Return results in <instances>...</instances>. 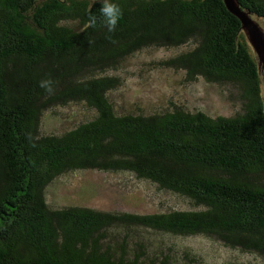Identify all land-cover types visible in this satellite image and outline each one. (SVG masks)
Returning <instances> with one entry per match:
<instances>
[{"label": "trees", "instance_id": "1", "mask_svg": "<svg viewBox=\"0 0 264 264\" xmlns=\"http://www.w3.org/2000/svg\"><path fill=\"white\" fill-rule=\"evenodd\" d=\"M110 3L121 11L112 32L101 13ZM236 3L264 20V0ZM184 45L160 65L232 86L240 111L116 114L108 93L121 82L105 73L143 48ZM72 102L92 119L39 133L45 111ZM78 170L130 173L194 209L50 207L45 188ZM196 235L264 256L258 67L223 1L0 0V264H201L176 242Z\"/></svg>", "mask_w": 264, "mask_h": 264}, {"label": "rangeland", "instance_id": "2", "mask_svg": "<svg viewBox=\"0 0 264 264\" xmlns=\"http://www.w3.org/2000/svg\"><path fill=\"white\" fill-rule=\"evenodd\" d=\"M264 36V20L249 14ZM242 30V29H241ZM257 67L260 94L264 104V66L242 30ZM176 48H143L129 56L116 71L120 86L108 93L118 115H149L181 107L188 112L200 111L209 117H231L240 111L237 92L230 85L208 83L198 77L189 81L185 71L160 65L161 62L189 50ZM94 112L83 103H69L45 111L39 120V133L61 134L92 119ZM46 203L52 208L87 207L99 211L153 214L171 209L193 210L185 199L164 192L150 182L130 173L78 170L58 176L44 190ZM177 243L190 251L201 264H264V256L224 246L203 236L179 237Z\"/></svg>", "mask_w": 264, "mask_h": 264}, {"label": "water", "instance_id": "3", "mask_svg": "<svg viewBox=\"0 0 264 264\" xmlns=\"http://www.w3.org/2000/svg\"><path fill=\"white\" fill-rule=\"evenodd\" d=\"M222 1L227 10L239 21L241 29L246 34L250 45L257 53L260 63L264 66V36L261 33V30L258 29V25L256 23L253 24L254 22L249 18V11L241 10L237 5L236 0Z\"/></svg>", "mask_w": 264, "mask_h": 264}, {"label": "clouds", "instance_id": "4", "mask_svg": "<svg viewBox=\"0 0 264 264\" xmlns=\"http://www.w3.org/2000/svg\"><path fill=\"white\" fill-rule=\"evenodd\" d=\"M101 13L105 18V23L106 26L108 28L109 32H112L116 26L117 23L121 17V11L119 9V7L116 4H106L102 9H101ZM91 23H95V19L93 18L91 21ZM52 82L51 81H41L39 86L43 89H45L46 91L51 92L52 91Z\"/></svg>", "mask_w": 264, "mask_h": 264}, {"label": "flooded vegetation", "instance_id": "5", "mask_svg": "<svg viewBox=\"0 0 264 264\" xmlns=\"http://www.w3.org/2000/svg\"><path fill=\"white\" fill-rule=\"evenodd\" d=\"M263 106H264V104H263Z\"/></svg>", "mask_w": 264, "mask_h": 264}]
</instances>
